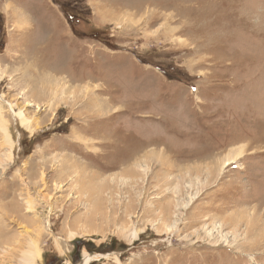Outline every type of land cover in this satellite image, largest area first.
Returning <instances> with one entry per match:
<instances>
[{"label": "rangeland", "instance_id": "rangeland-1", "mask_svg": "<svg viewBox=\"0 0 264 264\" xmlns=\"http://www.w3.org/2000/svg\"><path fill=\"white\" fill-rule=\"evenodd\" d=\"M0 212V264H264V0H0Z\"/></svg>", "mask_w": 264, "mask_h": 264}, {"label": "bare ground", "instance_id": "bare-ground-1", "mask_svg": "<svg viewBox=\"0 0 264 264\" xmlns=\"http://www.w3.org/2000/svg\"><path fill=\"white\" fill-rule=\"evenodd\" d=\"M21 114H19V117L21 118ZM21 123H23V122H21ZM122 153V152H121ZM125 153V152H124ZM130 154H132V153H130ZM126 155V154H125ZM124 155V156H125ZM239 156V155H238ZM240 157V156H239ZM125 158V157H124ZM238 158V157H237ZM237 158H235L234 160H233V162L234 161H236L237 160ZM124 160H126V158L124 159ZM127 160H128V158H127ZM62 162V161H61ZM126 162V161H125ZM230 164H232V160L230 161L229 159L227 160V161H225L224 163H223V167H225V166H228V165H230ZM63 167H64V165H63ZM229 167V166H228ZM227 168V167H226ZM48 178V177H47ZM50 180V179H49ZM48 180V181H49ZM42 183V182H41ZM46 183V182H45ZM34 185V184H33ZM60 187V186H59ZM58 187V188H59ZM34 188H35V186H34ZM38 188V187H37ZM38 190V189H37ZM28 195V194H27ZM33 199V198H32ZM34 201V200H33ZM34 203H32V201L31 200H26V205H27V209L28 210H35V208L36 207H34V205H33ZM26 210V209H25ZM39 211H40V209H39ZM14 212V211H13ZM65 212V211H64ZM1 213V212H0ZM17 213V212H16ZM35 213V212H34ZM102 215V214H101ZM100 215V216H101ZM1 216V215H0ZM13 216V215H12ZM4 217V216H3ZM11 217V216H10ZM19 217V216H18ZM39 218V217H38ZM101 218V217H100ZM0 219H1V217H0ZM22 219V218H21ZM26 219H27V217H26ZM24 220V219H23ZM30 220V219H29ZM5 221V220H4ZM26 221V220H25ZM30 223V222H29ZM32 223V222H31ZM221 224V223H220ZM31 225V224H30ZM37 227H39V226H37ZM1 228V227H0ZM3 229V228H2ZM33 229V228H32ZM40 229V228H39ZM5 230V229H4ZM10 233V232H9ZM1 236H2V234H0V250L2 251V253L4 254L5 253V250H8V251H12V250H16L13 246H12V242L10 243L11 245H9V246H7V244L5 245V247H4V244L5 243H3V241H2V238H1ZM13 236V235H12ZM33 236V235H32ZM34 237V236H33ZM4 238V237H3ZM18 237H16V239H17ZM9 240V239H8ZM8 241H6V243H7ZM60 243V246L65 250V251H68L69 249H70V245H68V244H66L65 242H63V241H59ZM9 243V242H8ZM13 243H17L16 242V240L13 242ZM37 243H35L34 241H30L29 242V244H27L28 245V250H26L25 252H22L21 253V258H20V264H32L33 263V261H34V259L35 258H39V254H40V250H39V248L37 247V245H36ZM20 247V246H19ZM60 247V248H61ZM2 256L3 255H1L0 254V263L2 262L1 260H3L2 259ZM87 262V260L84 262V264Z\"/></svg>", "mask_w": 264, "mask_h": 264}]
</instances>
